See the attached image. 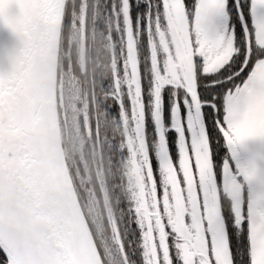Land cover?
I'll use <instances>...</instances> for the list:
<instances>
[{
	"label": "snow or ice",
	"instance_id": "6c2138e0",
	"mask_svg": "<svg viewBox=\"0 0 264 264\" xmlns=\"http://www.w3.org/2000/svg\"><path fill=\"white\" fill-rule=\"evenodd\" d=\"M0 27V264H264V0H0Z\"/></svg>",
	"mask_w": 264,
	"mask_h": 264
},
{
	"label": "water",
	"instance_id": "95a60500",
	"mask_svg": "<svg viewBox=\"0 0 264 264\" xmlns=\"http://www.w3.org/2000/svg\"><path fill=\"white\" fill-rule=\"evenodd\" d=\"M14 43V38L7 32V30L0 27V48L3 46H12ZM55 53H53L54 57ZM54 79V77H53ZM46 110L50 113L52 123L56 120V101L55 94L53 93L49 101L46 103ZM261 149L264 151V144H261Z\"/></svg>",
	"mask_w": 264,
	"mask_h": 264
},
{
	"label": "trees",
	"instance_id": "16d2710c",
	"mask_svg": "<svg viewBox=\"0 0 264 264\" xmlns=\"http://www.w3.org/2000/svg\"><path fill=\"white\" fill-rule=\"evenodd\" d=\"M141 19H142V17H141ZM89 28H91V25H89ZM99 37H100V34L99 33H96V39H95V42L96 43H99ZM88 39H89V45L90 46H92V44H93V37H92V35H91V31H89V37H88ZM108 45H109V43H107V44H105V45H103V47L106 49V51H105V53H104V57L105 58H110V50H109V47H108ZM89 67L91 68V65L89 64ZM81 70H83V69H81ZM170 139H171V137H170ZM224 151V149L222 148L221 149V152H223ZM173 155H175V149H173ZM107 163V161H105V164ZM89 170H92V163L90 162L89 163ZM119 172L121 173V174H123V171H122V166H121V168L119 169ZM92 186V188H95L96 187V185L95 184H93V185H91ZM97 195L98 196H100V193H99V189H97ZM108 200H109V205H110V207L113 209V210H115V199L110 195V190H109V194H108ZM101 201V197H100V200H99V202ZM99 207L101 208V212H103L102 211V205L99 203Z\"/></svg>",
	"mask_w": 264,
	"mask_h": 264
},
{
	"label": "rangeland",
	"instance_id": "374dc122",
	"mask_svg": "<svg viewBox=\"0 0 264 264\" xmlns=\"http://www.w3.org/2000/svg\"><path fill=\"white\" fill-rule=\"evenodd\" d=\"M108 43H109L108 47L110 50V57H111L112 56L111 42L109 41ZM80 48H81V50L83 49V39L81 40ZM82 59H83V56H81V60ZM62 107H63V104H62ZM61 116H63V113H61ZM248 150H249V152H253V153L262 151L261 143L259 141H250L248 144ZM92 170H94L93 165H92ZM122 171H123V173L125 172V166H122ZM90 188H92V186H90ZM99 193H100V197H101V201L99 203L102 205V211H103L104 215H107L108 208L105 206L106 205L105 197L101 194L100 190H99ZM107 201L109 203L108 196H107ZM99 203H98L97 207L101 211V208L99 207L100 206Z\"/></svg>",
	"mask_w": 264,
	"mask_h": 264
}]
</instances>
